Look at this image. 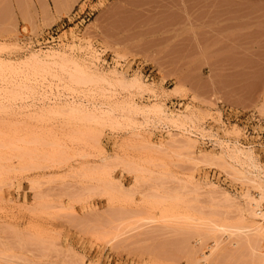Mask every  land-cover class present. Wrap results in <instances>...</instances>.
I'll return each mask as SVG.
<instances>
[{
  "label": "rangeland",
  "instance_id": "1",
  "mask_svg": "<svg viewBox=\"0 0 264 264\" xmlns=\"http://www.w3.org/2000/svg\"><path fill=\"white\" fill-rule=\"evenodd\" d=\"M67 18L0 28V264H264V112Z\"/></svg>",
  "mask_w": 264,
  "mask_h": 264
},
{
  "label": "crops",
  "instance_id": "2",
  "mask_svg": "<svg viewBox=\"0 0 264 264\" xmlns=\"http://www.w3.org/2000/svg\"><path fill=\"white\" fill-rule=\"evenodd\" d=\"M80 1L0 0V28L52 27ZM90 25L110 51L264 112V0H113Z\"/></svg>",
  "mask_w": 264,
  "mask_h": 264
},
{
  "label": "built area",
  "instance_id": "3",
  "mask_svg": "<svg viewBox=\"0 0 264 264\" xmlns=\"http://www.w3.org/2000/svg\"><path fill=\"white\" fill-rule=\"evenodd\" d=\"M112 1L113 0H81L67 20L69 23L88 27L94 21L99 11Z\"/></svg>",
  "mask_w": 264,
  "mask_h": 264
}]
</instances>
